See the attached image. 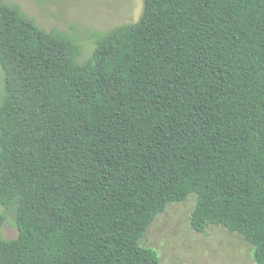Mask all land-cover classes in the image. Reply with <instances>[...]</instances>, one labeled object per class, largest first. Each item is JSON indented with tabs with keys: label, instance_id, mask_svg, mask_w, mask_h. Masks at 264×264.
<instances>
[{
	"label": "trees",
	"instance_id": "16d2710c",
	"mask_svg": "<svg viewBox=\"0 0 264 264\" xmlns=\"http://www.w3.org/2000/svg\"><path fill=\"white\" fill-rule=\"evenodd\" d=\"M78 47L0 0V264H160L139 240L195 194L190 227L264 264V0H143Z\"/></svg>",
	"mask_w": 264,
	"mask_h": 264
},
{
	"label": "rangeland",
	"instance_id": "374dc122",
	"mask_svg": "<svg viewBox=\"0 0 264 264\" xmlns=\"http://www.w3.org/2000/svg\"><path fill=\"white\" fill-rule=\"evenodd\" d=\"M14 5L42 30L65 33L78 47V64L86 62L96 42L115 30L136 23L143 11V0H1ZM1 81V72H0ZM197 196L189 195L170 203L149 225L139 245L154 250L160 264H255L252 247L237 233L209 225L204 232L191 229L190 214ZM5 215L1 235L16 238L12 211L0 206Z\"/></svg>",
	"mask_w": 264,
	"mask_h": 264
}]
</instances>
